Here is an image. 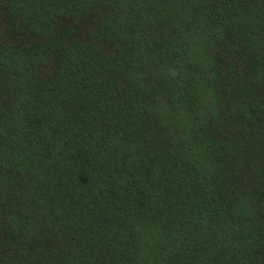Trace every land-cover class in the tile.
<instances>
[{
    "label": "trees",
    "instance_id": "1",
    "mask_svg": "<svg viewBox=\"0 0 264 264\" xmlns=\"http://www.w3.org/2000/svg\"><path fill=\"white\" fill-rule=\"evenodd\" d=\"M0 264H264V0H0Z\"/></svg>",
    "mask_w": 264,
    "mask_h": 264
}]
</instances>
